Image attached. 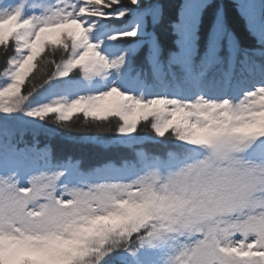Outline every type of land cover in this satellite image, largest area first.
Here are the masks:
<instances>
[{
    "label": "snow or ice",
    "instance_id": "1",
    "mask_svg": "<svg viewBox=\"0 0 264 264\" xmlns=\"http://www.w3.org/2000/svg\"><path fill=\"white\" fill-rule=\"evenodd\" d=\"M0 60V264H264V222L231 237L239 256L149 222L181 146L264 160V134L244 130L264 113V0H0ZM61 129L111 154L86 173L42 139ZM125 201L147 206L103 219Z\"/></svg>",
    "mask_w": 264,
    "mask_h": 264
},
{
    "label": "rangeland",
    "instance_id": "2",
    "mask_svg": "<svg viewBox=\"0 0 264 264\" xmlns=\"http://www.w3.org/2000/svg\"><path fill=\"white\" fill-rule=\"evenodd\" d=\"M219 147H223V142ZM177 176L183 179L172 196L191 195L205 219L201 226L205 229L200 228L186 238V250L195 249L198 238L215 234L221 254L224 249L231 253L235 251L231 237L240 233L247 239L255 234L249 229L264 222V162H250L238 155L232 159L214 155L179 169L175 175L161 177L156 186L167 191V182ZM235 255L241 252L235 251Z\"/></svg>",
    "mask_w": 264,
    "mask_h": 264
},
{
    "label": "trees",
    "instance_id": "3",
    "mask_svg": "<svg viewBox=\"0 0 264 264\" xmlns=\"http://www.w3.org/2000/svg\"><path fill=\"white\" fill-rule=\"evenodd\" d=\"M225 25L229 29L235 30L238 35V38L241 40V43H248L247 35L244 31L242 22L239 21L237 14L230 3L226 5L225 8ZM214 23V15L213 9H209L205 14L204 18V27L210 29ZM161 35L162 39L166 38V26H161ZM3 61L0 60V64ZM35 74V73H33ZM81 115V114H77ZM73 120H76V116L74 115ZM71 122V121H70ZM246 122L242 123L245 124ZM79 122L77 123V127H79ZM49 127L54 128V125H50ZM245 131H254L258 134H264V113L258 115L255 120L251 123H247ZM84 133L76 132V131H66L59 130L54 133L51 137H42V139L50 140L51 144L55 147L57 154L63 155H75L83 158L84 167L81 169L84 172H89L92 170L91 165L99 166L97 161L102 159L106 155H110L111 153L106 152L103 147L100 145L93 144L91 142L82 141V137ZM91 135V133H89ZM99 138L102 140H109L111 134L110 133H100L98 134ZM197 139H202V136L197 137ZM148 147H155L153 145H148ZM174 155L176 157L175 167L172 169H176L181 166L183 163L193 161L199 158H206L213 155L212 151L206 146H196L193 147L191 145H183L179 149L174 150ZM174 206H179L182 210L181 217V227L180 230L173 231L180 236H183L187 233L191 228L196 227L199 224V213L195 210L194 205L191 201L184 198H173L170 201ZM167 227V225L165 226ZM175 238V237H174Z\"/></svg>",
    "mask_w": 264,
    "mask_h": 264
},
{
    "label": "clouds",
    "instance_id": "4",
    "mask_svg": "<svg viewBox=\"0 0 264 264\" xmlns=\"http://www.w3.org/2000/svg\"><path fill=\"white\" fill-rule=\"evenodd\" d=\"M182 177L170 178L167 182V191H164L161 187L154 186L153 196L156 197L155 206L152 210L150 218L151 223H154L157 229H165L166 231H172L174 228L180 230L181 217L183 215L182 210L179 206H174L171 203V196L174 194L175 186L182 182ZM117 198H122V193L115 194ZM134 199L141 200L143 197L137 194ZM147 202L145 204H134L129 205L126 201L121 207L126 208V212L121 215H108L103 219L109 222H122L130 219L135 215L143 213ZM93 225L97 223V220L91 222ZM167 225V227H165ZM90 230V229H89ZM183 249H180L182 251Z\"/></svg>",
    "mask_w": 264,
    "mask_h": 264
}]
</instances>
